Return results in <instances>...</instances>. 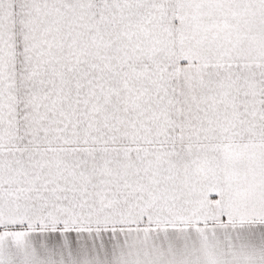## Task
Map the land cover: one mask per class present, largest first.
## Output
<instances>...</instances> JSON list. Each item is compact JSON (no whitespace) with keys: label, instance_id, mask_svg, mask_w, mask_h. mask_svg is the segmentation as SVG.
Wrapping results in <instances>:
<instances>
[{"label":"snow or ice","instance_id":"snow-or-ice-1","mask_svg":"<svg viewBox=\"0 0 264 264\" xmlns=\"http://www.w3.org/2000/svg\"><path fill=\"white\" fill-rule=\"evenodd\" d=\"M0 264H264V0H0Z\"/></svg>","mask_w":264,"mask_h":264}]
</instances>
